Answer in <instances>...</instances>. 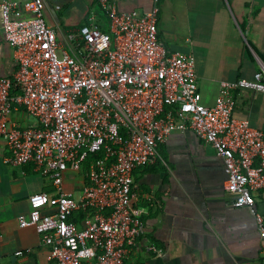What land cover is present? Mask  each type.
<instances>
[{
	"label": "built area",
	"instance_id": "2783aa9c",
	"mask_svg": "<svg viewBox=\"0 0 264 264\" xmlns=\"http://www.w3.org/2000/svg\"><path fill=\"white\" fill-rule=\"evenodd\" d=\"M99 4L109 29L86 24L62 41L45 21V0H28L27 17L18 0L0 5L17 64L11 77L0 79L3 162L32 165L55 189L29 198L32 211L19 227L36 230L55 264H124L145 233V209L133 206L134 172L156 163L172 134L190 131L222 159L225 189L234 207L256 215L264 249L255 199L264 192V132L235 116V92H264V70L252 79L222 81L214 105L206 106L195 57L171 51L159 37V0L145 13L121 12L116 0ZM18 110L35 125H12ZM97 152L103 158L90 163L76 199L65 188V173L83 172Z\"/></svg>",
	"mask_w": 264,
	"mask_h": 264
},
{
	"label": "crops",
	"instance_id": "0c3cea01",
	"mask_svg": "<svg viewBox=\"0 0 264 264\" xmlns=\"http://www.w3.org/2000/svg\"><path fill=\"white\" fill-rule=\"evenodd\" d=\"M18 1L24 11L28 0ZM116 2L121 12L145 13L155 5V0ZM45 3V21L61 41L67 31L86 24L109 29L99 0ZM159 7V37L171 51L195 57L199 91L206 106L214 105L222 81L252 79L264 70V0H159ZM24 15L28 16L25 11ZM16 69L0 15V79L11 77ZM235 96V116L248 119L264 132V92L241 90ZM26 115L24 110L13 111L10 123L17 127L35 125V120L22 122ZM13 116L18 122H12ZM159 154L156 163L136 169L133 175V206L145 209L141 217L145 233L124 264H264L256 215L249 208L234 207L225 189L224 163L214 147L190 131L176 132L160 146ZM6 155L0 142L2 263L55 264L36 230L19 227L20 217H29L32 211L29 198L39 193L54 195L55 189L32 165H5ZM77 174L82 179V192L84 172ZM65 188L72 192L66 184ZM255 199L257 215L264 219V192L255 193ZM29 249L24 257L17 255Z\"/></svg>",
	"mask_w": 264,
	"mask_h": 264
},
{
	"label": "rangeland",
	"instance_id": "374dc122",
	"mask_svg": "<svg viewBox=\"0 0 264 264\" xmlns=\"http://www.w3.org/2000/svg\"><path fill=\"white\" fill-rule=\"evenodd\" d=\"M24 118V119H23ZM34 119L30 116V115H26V116H22V122L25 124L34 122ZM12 122H18V117H12ZM26 126V125H25ZM39 174V173H38ZM40 176H42L41 174H39ZM43 177V176H42ZM35 178H39L41 180V178L39 176H36ZM47 180V179H46ZM42 181V180H41ZM48 181V180H47ZM65 184L67 187L70 188V190L72 191L71 193L74 195V197L76 199H78L80 192V188L82 187V179L81 177L73 172V171H68L65 173ZM79 190V191H78ZM80 192V193H79Z\"/></svg>",
	"mask_w": 264,
	"mask_h": 264
},
{
	"label": "trees",
	"instance_id": "16d2710c",
	"mask_svg": "<svg viewBox=\"0 0 264 264\" xmlns=\"http://www.w3.org/2000/svg\"><path fill=\"white\" fill-rule=\"evenodd\" d=\"M243 32H244V34H245L246 36H248V32H247V31L244 30ZM247 51H248V53L250 54V51H249L248 49H247ZM98 158H103V154L100 153V152L90 154V157H89L88 161H87L86 164L84 165L83 172H84L85 174H87V173L90 171V163H91L93 160L98 159ZM83 217H84V214L77 215V216H75V220H77V221H78V220H81V219H83Z\"/></svg>",
	"mask_w": 264,
	"mask_h": 264
}]
</instances>
